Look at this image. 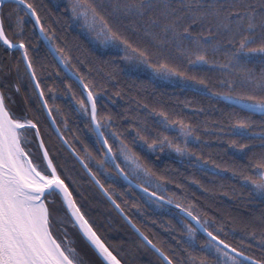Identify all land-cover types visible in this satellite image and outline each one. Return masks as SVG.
I'll return each mask as SVG.
<instances>
[{
  "label": "snow or ice",
  "instance_id": "6c2138e0",
  "mask_svg": "<svg viewBox=\"0 0 264 264\" xmlns=\"http://www.w3.org/2000/svg\"><path fill=\"white\" fill-rule=\"evenodd\" d=\"M66 11L83 21L101 45L123 51V59L133 71L144 67L151 69L154 76L183 80L184 73L169 67L163 62L165 59L180 58L186 60L189 68L199 70L210 63L209 53L215 56L222 52L224 62L212 63L222 74L216 86L227 91H212L204 80L194 85V90L228 101L246 113L236 115L231 134L258 139L262 151L250 156L238 174L249 192L264 200V133L248 132L250 115L264 117V0H68ZM26 23H31L32 34L44 42L49 55L80 87L82 98L77 100L72 93V101L75 111L87 120L85 127L95 136L98 157L86 145L81 155L56 127L29 56L31 44L24 37ZM0 46L8 52H20L18 60L24 64L38 113L29 118L30 110L23 106L17 109L13 96L20 93L19 84L0 81V264H92L78 249L70 230L91 250L98 264H123L83 211L82 201L87 196L80 190V181L66 163L60 162L59 150L46 146L39 114L45 116V122L50 121L88 182L132 227L139 237V247L150 250L157 264H264V228L259 233V255H248L241 250L250 247L244 240L254 239L256 232H245L239 247L234 246L221 238L236 234L226 222L217 223L215 218L197 214L194 205L184 207L171 197L165 199L156 191L149 193L143 184L133 183V178L141 177L151 182L154 175L134 148L143 151L146 145L152 152L167 148L181 157L188 156V144L199 143L198 138L193 139L192 125L170 120L167 113L160 112L156 130L137 127L130 140L122 138L123 132L110 128L111 115L97 107V85L70 67L71 57L57 45L55 29L46 24L35 0H0ZM154 58L155 65L150 63ZM65 88L71 92V85L66 84ZM49 91L55 100L54 89ZM64 126L67 127L66 120ZM168 132L174 135H166ZM231 143L236 146L238 142ZM33 144L36 152L31 150ZM238 147L244 154L250 145ZM195 166L204 167L198 161ZM119 180L126 181L129 188H139L147 194L148 202L157 207L174 204L182 217L178 220L182 242L175 241V246L170 244L166 249L158 247L132 223L117 203L119 197L128 204L125 193L117 192L113 186ZM108 182L112 183L106 187ZM156 187L162 190L163 184L158 182ZM132 207L139 211L138 205ZM198 233L203 234L202 243H197Z\"/></svg>",
  "mask_w": 264,
  "mask_h": 264
},
{
  "label": "trees",
  "instance_id": "16d2710c",
  "mask_svg": "<svg viewBox=\"0 0 264 264\" xmlns=\"http://www.w3.org/2000/svg\"><path fill=\"white\" fill-rule=\"evenodd\" d=\"M35 3L40 5L46 24L55 29L57 45L63 47L71 57L70 67H74L97 85L95 91L100 96L97 107L101 112L111 115L113 123L110 128L123 132L122 138L130 140L137 127L156 130L159 119L157 114L160 112L167 113L170 120H182L185 124L192 125V135L199 139V143H189L188 149L197 159L161 157L157 152L146 150V145L143 151L134 148L154 175L151 177V183H146L140 178H133V181L143 184L151 192L156 191L157 195L164 196L165 199L171 197L174 203H180L184 207L194 205L196 213L201 216L215 218L217 223L226 222L228 228L234 229L236 234L221 238L234 246L239 247V241L245 232H256L254 239L244 240V244L250 247L241 250L248 255L258 256V243L261 239L259 233L264 228V200L249 192L241 183L238 173L245 167L249 157L260 153L262 149L258 139L249 140L231 134V125L236 115L246 113L240 112L228 101L202 94L194 88L158 82L148 75L127 71L119 52L99 49L80 31L78 25L73 24L71 14L66 11L64 3L54 0H35ZM31 28V23L24 25V37L26 43L31 44L29 56L41 89L45 93V99L52 109L56 126L81 155L84 154L83 146L86 145L93 155L98 157V145L94 144L95 136L85 127L87 120L75 111L72 101V93H75L77 100L82 98L81 90L61 70L42 41L32 34ZM136 39L133 37V40ZM19 57L20 52H8L0 46V81L19 84L20 93L15 94L13 99L17 102V109L23 106L30 110L31 118L38 115L34 107L36 97L32 95L24 64L18 60ZM208 58L210 63L199 70L189 68L186 60L180 58L165 59L163 62L183 72L184 78L193 80L192 77L195 76L193 81L197 84L204 80L212 91L226 92L227 89L216 86L222 74L218 66H213L212 63L224 62L223 53L215 56L209 53ZM150 63L155 65L156 59ZM255 67L258 71L259 63ZM66 84L71 85V92H66ZM49 88L54 89L55 100L52 99L53 93ZM57 108L60 109L59 112ZM39 115L42 121V138L50 149L59 150L60 162L66 163L80 181V190L87 196V199L82 201L83 211L98 230V234L112 246L114 254L122 259L123 264H157L155 255L150 250L139 247L137 235L103 195L88 182V177L80 165L61 144L49 122H45V116ZM250 120L249 133H264V117L254 114L250 115ZM165 134L174 135L171 132ZM232 141H237V145L233 146ZM240 144L250 145L246 153L241 154L242 150L238 147ZM30 147L36 152L35 144ZM197 161L206 165L203 168L197 167ZM234 172L237 174L234 175ZM99 178L102 181L104 179L102 176ZM158 182L163 184L162 190L157 189ZM109 183L112 182L106 183L105 186ZM113 186L117 192L125 193L127 205L116 197L125 214L158 247L166 249L170 244L175 246V241L182 242L183 231L178 223L182 217L177 212L165 205L160 206L161 208L151 207L147 196L129 188L122 180L115 182ZM133 204L139 206V211L132 207ZM72 238L80 240L75 234ZM196 239L197 243H202L204 237L198 233ZM89 251L91 252L90 249ZM91 254L94 258V263L90 260L92 264H98L95 255L92 252Z\"/></svg>",
  "mask_w": 264,
  "mask_h": 264
},
{
  "label": "rangeland",
  "instance_id": "374dc122",
  "mask_svg": "<svg viewBox=\"0 0 264 264\" xmlns=\"http://www.w3.org/2000/svg\"><path fill=\"white\" fill-rule=\"evenodd\" d=\"M54 1L64 3L66 6L68 4V0H54ZM72 20L74 22L73 24L76 25V26L77 25L79 26L80 31L85 36H87V38L90 40V42L93 45H95L96 47H98L101 50H112V51L119 52L121 54V59H122L123 66H124V68L127 71H129V72H135V73H140V74H145V75H148L151 78L155 79L158 82H163V83H176V84H179V85H181L183 87H191V88H194V85H198L193 80H189L187 78H184L183 80H181L179 77H163V76H159V75H155L154 76L153 73H152V71H151V69L144 68V67H141L139 70H135V71L130 70L131 69L130 63L128 61H125L123 59V56L125 55V53L123 51H120L119 49H117L115 47H105V46L101 45L98 41L95 40L93 34L91 32H89L88 28L86 26H84L83 21L77 20V19H74V18H72ZM193 139H195L194 136H193ZM190 143H193V142H190ZM145 149L148 150V151H150V152H152L146 146H145ZM155 152H157L159 154V156H161V157L162 156H168V157H173V158H176V159H182V158H185V159H190V158L191 159H197L191 152H189V155L188 156H184V157H181V156L177 155L176 153L170 151L167 148H165L163 151H161L159 148H157L155 150ZM203 165H206V164H203ZM140 179L142 181H144V182L147 180L146 177H141ZM146 183H151V182H146ZM256 197H258V196H256ZM258 198H260V197H258ZM149 204H150L151 207L157 208V206H156L155 203H149ZM158 208H161V207H158ZM108 215H109V213H108ZM70 234H71V238H72L73 237V234H74L72 232V230H70ZM76 245H77L78 249L81 250V252L83 254H85L87 256V258L89 260L93 261V263H94V258L92 256L91 252L89 251V249L80 240H77L76 241Z\"/></svg>",
  "mask_w": 264,
  "mask_h": 264
},
{
  "label": "water",
  "instance_id": "95a60500",
  "mask_svg": "<svg viewBox=\"0 0 264 264\" xmlns=\"http://www.w3.org/2000/svg\"><path fill=\"white\" fill-rule=\"evenodd\" d=\"M42 41V40H41ZM42 43H43V45H44V42L42 41ZM45 46V45H44ZM46 48V47H45ZM47 49V48H46ZM56 63H57V65L61 68V70L64 72V70H63V68H62V66L61 65H59L58 64V62L57 61H55ZM65 73V72H64ZM72 80V79H71ZM76 85H77V83L74 81V80H72ZM78 86V85H77ZM79 87V86H78ZM79 89H80V87H79ZM81 90V89H80ZM49 122V124H50V121H48ZM51 127V126H50ZM57 127V126H56ZM51 129L53 130V132H54V134L56 135V137H57V134H56V132H55V130H54V128L53 127H51ZM60 141V140H59ZM61 142V141H60ZM62 144V143H61ZM67 150V149H66ZM81 167V166H80ZM123 181V180H122ZM126 185H128L127 184V182L126 181H123ZM133 183L134 184H136V182H134L133 181ZM133 189H135L136 191H138V192H140V193H142L141 192V190L139 189V188H133ZM148 192L149 193H151V191L150 190H148ZM143 195H145V196H147V194H144V193H142ZM159 196V195H158ZM104 197V196H103ZM105 198V197H104ZM106 199V198H105ZM108 202V201H107ZM109 203V202H108ZM110 204V203H109ZM165 206L166 207H168V208H170V209H172V210H174L175 212H177L178 214H179V210L178 209H176L175 207H174V204L173 205H167V204H165ZM113 208V207H112ZM114 209V208H113ZM115 210V209H114ZM116 211V210H115ZM117 212V211H116ZM117 214L121 217V215L117 212ZM122 218V217H121ZM122 220L128 225V227L136 234V232L132 229V227L122 218ZM133 223V222H132ZM137 235V234H136ZM203 235V234H202ZM138 237V236H137ZM139 238V237H138Z\"/></svg>",
  "mask_w": 264,
  "mask_h": 264
}]
</instances>
